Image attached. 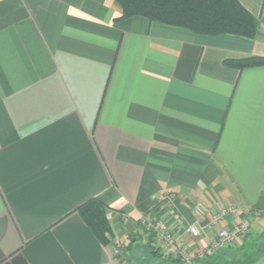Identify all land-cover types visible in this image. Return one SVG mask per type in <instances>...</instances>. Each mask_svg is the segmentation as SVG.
<instances>
[{"label": "crops", "instance_id": "obj_1", "mask_svg": "<svg viewBox=\"0 0 264 264\" xmlns=\"http://www.w3.org/2000/svg\"><path fill=\"white\" fill-rule=\"evenodd\" d=\"M239 2L259 37L122 19L115 0H0V264H118L120 246L160 257L141 238L153 211L181 232L235 207L245 245L264 228V66L224 64L264 57V0ZM93 198L110 246L77 213ZM210 235L183 238L194 251Z\"/></svg>", "mask_w": 264, "mask_h": 264}, {"label": "trees", "instance_id": "obj_2", "mask_svg": "<svg viewBox=\"0 0 264 264\" xmlns=\"http://www.w3.org/2000/svg\"><path fill=\"white\" fill-rule=\"evenodd\" d=\"M115 2L122 10V19L142 16L152 22L184 28L198 35H234L249 39L261 35L259 19L243 7L239 0H115ZM224 64L242 71L264 66V57L226 60ZM77 213L103 245L112 244L114 235L108 208L101 200L93 198L84 202L77 208ZM153 252L160 253L159 250ZM222 252L216 256H221ZM216 256L200 261H208ZM174 262L181 263L176 260Z\"/></svg>", "mask_w": 264, "mask_h": 264}, {"label": "built area", "instance_id": "obj_3", "mask_svg": "<svg viewBox=\"0 0 264 264\" xmlns=\"http://www.w3.org/2000/svg\"><path fill=\"white\" fill-rule=\"evenodd\" d=\"M160 200L173 202L169 195H163ZM193 211L200 221L209 217V210L201 203L196 204ZM238 214L239 210L235 207L222 208L208 218L205 226L199 222L184 223L181 225V232H178L171 227L168 220L152 212L141 219L142 242L158 249L166 258L182 264H193L194 261L214 257L230 247L238 246L237 244L244 240L251 228V222L247 220L230 227L229 220ZM208 231L211 234L208 243L200 245L194 251L190 250L183 237L201 240ZM116 253L122 254V250H117Z\"/></svg>", "mask_w": 264, "mask_h": 264}, {"label": "rangeland", "instance_id": "obj_4", "mask_svg": "<svg viewBox=\"0 0 264 264\" xmlns=\"http://www.w3.org/2000/svg\"><path fill=\"white\" fill-rule=\"evenodd\" d=\"M169 196L172 198V200H174V198L171 195ZM199 203H201L204 207L208 209V206H206L203 202H197L196 204H199ZM223 208H231V207L228 206V207H223ZM153 213H157V212L153 211ZM157 215L161 216L159 215V213H157ZM251 221L254 222V220H251ZM248 234H246L242 242L240 241L237 244L238 246L230 247L226 249L224 252H222L221 256L226 258V260L228 261L227 264H262L264 262V228L263 226L261 227L259 224L253 230L252 237L249 239V241H247L248 243L245 245L244 242L247 240ZM119 248H122V247L120 246ZM119 248L116 247L115 253H114V256L116 257V259H118V264H157L159 263V260L162 259V256L156 257V258L149 256L139 261H134L132 257L130 259L129 255H127V252ZM117 250H122V254H117L116 253Z\"/></svg>", "mask_w": 264, "mask_h": 264}]
</instances>
